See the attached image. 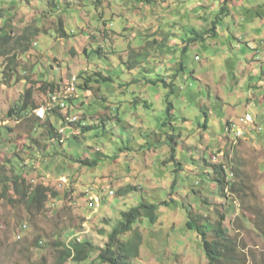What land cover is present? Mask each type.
Instances as JSON below:
<instances>
[{
  "label": "rangeland",
  "instance_id": "1",
  "mask_svg": "<svg viewBox=\"0 0 264 264\" xmlns=\"http://www.w3.org/2000/svg\"><path fill=\"white\" fill-rule=\"evenodd\" d=\"M222 2L0 0V32L10 37L0 46V180L19 174L53 193L42 205L0 194V264H57L59 246L73 242L94 251L65 264H100L108 234L139 204L157 209L154 222L133 226L142 244L130 264H207L186 224L221 215L245 264H264V142L252 138L264 125L239 124L264 111V80L246 63L254 57L251 69L262 70V53L247 45L264 36V0H233L216 37L190 42L185 28L210 30ZM28 89L34 105L23 111ZM51 91L67 109L41 120L33 110ZM250 93L261 105H248ZM230 122L244 131L237 141ZM128 186L137 189L118 194Z\"/></svg>",
  "mask_w": 264,
  "mask_h": 264
},
{
  "label": "trees",
  "instance_id": "2",
  "mask_svg": "<svg viewBox=\"0 0 264 264\" xmlns=\"http://www.w3.org/2000/svg\"><path fill=\"white\" fill-rule=\"evenodd\" d=\"M52 3L54 0H48ZM64 4H68L70 0H59ZM131 3L134 2H150L151 0H129ZM233 0H223L222 5L219 9L218 15L212 23V28L205 32H199L195 28H185V32L193 36L190 42H204L206 39L214 38L215 27L223 21L222 17H227L229 15L228 7L231 6ZM58 2V1H57ZM57 2L55 4H57ZM66 4V5H67ZM58 32L63 35V27L61 22H59ZM8 34L5 32L2 34L0 32V46L4 43L8 44L9 40ZM254 45V44H253ZM252 50V49H250ZM254 56L259 55V51H255ZM181 69V67H180ZM159 81L164 84V87L168 85L164 83V80H155L151 82L153 85ZM51 86V85H50ZM172 86V84H171ZM52 87V86H51ZM52 92V91H51ZM32 91L28 89L24 95V101L21 109L24 111L29 106H32ZM172 113V105L167 104L166 114L169 119ZM64 118V117H63ZM65 120V118H64ZM62 119V121L64 122ZM50 134L53 132L58 134V129H56L52 124L49 126ZM54 134V135H55ZM175 165H180L175 159V149L174 146L170 147V158ZM79 164L83 166H88L90 168L96 167L98 160H79ZM223 172V169L220 167ZM225 175L219 176L218 183L223 185L226 184ZM176 185L175 178L172 179L171 191H173ZM136 187L128 186L121 189L118 194L125 195L131 190H136ZM12 191L15 196H17L23 202L38 203L42 205L47 201L49 193H52L50 189L44 187H32L25 183V179L19 174L12 175L10 178L0 180V194L6 195L8 191ZM53 194V193H52ZM172 194H169L168 201H172ZM6 197V196H5ZM168 201L164 202V205H168ZM156 206L139 204L138 206L130 209L121 215V222L116 226L110 234L107 236V241L103 248L99 249V253L96 257L100 264H130L131 261L138 257L140 246L142 244V234L138 229L133 228V226L140 221L143 217H146L151 222L155 220ZM193 216H189L186 227L195 232L200 242L202 244V251L207 260V264H245L244 255L238 252L237 246L233 239L228 235L226 229L223 226L224 215L219 216L218 220L209 225L202 223H197V219L194 220ZM200 217V216H199ZM198 218V217H197ZM193 220V221H192ZM209 234H211L209 236ZM61 249L58 252L57 264H65L68 260L75 263H84L88 260L91 253L94 251L93 246L87 242H73L69 245L59 246Z\"/></svg>",
  "mask_w": 264,
  "mask_h": 264
},
{
  "label": "crops",
  "instance_id": "3",
  "mask_svg": "<svg viewBox=\"0 0 264 264\" xmlns=\"http://www.w3.org/2000/svg\"><path fill=\"white\" fill-rule=\"evenodd\" d=\"M236 1V0H235ZM261 23H264V14L262 15V17H261ZM254 46L259 50V52L260 53H262V56H261V59H258V60H256L257 61V63H258V65H259V67H260V69H262L261 71H259L258 69H256V68H254V69H251L252 67H251V65H252V59H255L254 57H247L246 58V63L248 64V67H249V70H252L253 71V74L256 76V77H258V76H260V80H264V36L262 37V39L258 42V44H254ZM253 51V50H252ZM253 56H254V52H253ZM255 62V61H254ZM253 75V76H254ZM234 83H235V85L237 86L238 85V81L235 79V81H234ZM262 81H260L259 82V86H261L262 87ZM252 85H250L249 86V88L251 89L252 87H251ZM254 87H257V86H254ZM252 90V89H251ZM249 103H248V105H252V104H258V105H261V101H262V99L258 102V103H256L257 101H256V99H255V96L252 94V93H250V95H249ZM262 98H264V97H262ZM264 100V99H263ZM263 105V104H262ZM232 118L233 117H230V118H228V119H226V121H225V124L227 123V122H229V121H232ZM70 119V118H69ZM254 119H255V124H258V125H260V124H262V125H264V111L261 113V114H259L258 116H255L254 117ZM241 120L242 119H240L239 120V124H242V125H244V122H241ZM231 123V122H230ZM229 123V124H230ZM239 124L238 123H236V127L237 128H240L239 127ZM260 127H261V125H260ZM260 127H255V128H257V130L258 131H261V128ZM232 133V132H231ZM259 133H261V134H258V132H255L254 134H252V138H253V136L256 138V140L260 143V142H264V131H263V129H262V131L261 132H259Z\"/></svg>",
  "mask_w": 264,
  "mask_h": 264
},
{
  "label": "built area",
  "instance_id": "4",
  "mask_svg": "<svg viewBox=\"0 0 264 264\" xmlns=\"http://www.w3.org/2000/svg\"><path fill=\"white\" fill-rule=\"evenodd\" d=\"M247 48L258 51V49L254 45H247ZM74 82H75V78H73L71 81H68V85H66L67 94L74 93V90H75L74 89L75 88ZM66 105H67L66 97L65 98L49 97V103H48V106L46 108H38V109L33 110V112L35 113V115L37 117L38 116H45L46 112L51 111V110H55V109H57L58 111L63 113V111H65ZM247 118H254V117L250 114H245L243 117H241V119L245 121V125H247ZM75 120H76V118H70V120H67V121L68 122H74ZM243 134H244L243 130H236L235 129V135H238L239 138H241L243 136ZM24 227L25 226H23V228Z\"/></svg>",
  "mask_w": 264,
  "mask_h": 264
},
{
  "label": "bare ground",
  "instance_id": "5",
  "mask_svg": "<svg viewBox=\"0 0 264 264\" xmlns=\"http://www.w3.org/2000/svg\"><path fill=\"white\" fill-rule=\"evenodd\" d=\"M248 45H253V43H249ZM257 52V51H256ZM260 58V57H259ZM50 97L52 98H59L56 94H54L53 92H51L49 94ZM67 109V105L65 107V110ZM65 112V111H64ZM39 119L44 120L45 116H38ZM241 118H239L240 120ZM70 120V119H69ZM76 121V120H75ZM241 122H245L244 120H241ZM247 123L249 124H253L254 123V119L253 118H247ZM72 127V126H71ZM235 129L236 130H240V128L236 127V124L231 122L227 127H226V132H233L234 133V137L233 139L237 141V139H239L238 135H235ZM60 133H63L62 130H60ZM232 141V140H231ZM226 177V176H225ZM227 178V177H226ZM234 178V177H233ZM234 184V183H233Z\"/></svg>",
  "mask_w": 264,
  "mask_h": 264
},
{
  "label": "clouds",
  "instance_id": "6",
  "mask_svg": "<svg viewBox=\"0 0 264 264\" xmlns=\"http://www.w3.org/2000/svg\"><path fill=\"white\" fill-rule=\"evenodd\" d=\"M61 142H63L62 140H60Z\"/></svg>",
  "mask_w": 264,
  "mask_h": 264
}]
</instances>
